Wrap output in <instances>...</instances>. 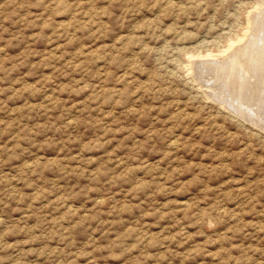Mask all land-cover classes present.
Here are the masks:
<instances>
[{
  "label": "rangeland",
  "instance_id": "374dc122",
  "mask_svg": "<svg viewBox=\"0 0 264 264\" xmlns=\"http://www.w3.org/2000/svg\"><path fill=\"white\" fill-rule=\"evenodd\" d=\"M255 3L0 0V264H264V129L187 70Z\"/></svg>",
  "mask_w": 264,
  "mask_h": 264
},
{
  "label": "bare ground",
  "instance_id": "6f19581e",
  "mask_svg": "<svg viewBox=\"0 0 264 264\" xmlns=\"http://www.w3.org/2000/svg\"><path fill=\"white\" fill-rule=\"evenodd\" d=\"M253 8L242 32L219 54L189 57L187 70L227 109L264 129V0H256Z\"/></svg>",
  "mask_w": 264,
  "mask_h": 264
}]
</instances>
